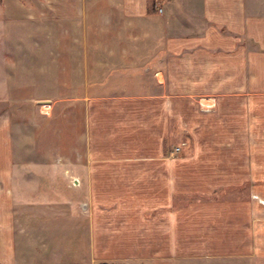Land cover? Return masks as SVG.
<instances>
[{"label": "crops", "instance_id": "0c3cea01", "mask_svg": "<svg viewBox=\"0 0 264 264\" xmlns=\"http://www.w3.org/2000/svg\"><path fill=\"white\" fill-rule=\"evenodd\" d=\"M157 2L0 0V21H46L49 31L60 23L63 37L75 27L79 38L86 37L85 26L75 23L93 22L94 36L109 39L108 46L97 41L94 52L110 60L95 63L89 75L81 65L80 84L104 86L103 79L119 74L140 76L147 80L143 85L158 88L77 98L85 102L84 134L95 157H113L131 141L142 142L143 135L155 142L166 128L158 118L171 114L180 130L192 134L195 155L204 143L210 150L218 145L215 150L226 151L224 173L241 167L244 179L264 182V0H162L161 13ZM11 133L1 118L0 264L264 263V193L257 187L243 199L216 193H82L87 203L81 205L79 228L86 254L76 260L65 257L63 240H43L54 220L58 230H69L71 208L48 204L54 193H33L45 204H33V238L22 237L23 211L11 186L20 177ZM165 147L162 136L152 148L165 154Z\"/></svg>", "mask_w": 264, "mask_h": 264}, {"label": "rangeland", "instance_id": "374dc122", "mask_svg": "<svg viewBox=\"0 0 264 264\" xmlns=\"http://www.w3.org/2000/svg\"><path fill=\"white\" fill-rule=\"evenodd\" d=\"M47 24L0 21V119L11 126L15 170L20 176L11 186L23 211L22 237L33 238V204H45L33 193H54L48 204L71 208L69 230L60 228L57 233L59 222L54 220V227L49 225V234L43 237L55 243L63 240L70 260L86 254L81 244L85 235L79 228L83 227L79 217L85 215L81 205L87 203L82 193H216L230 199L247 198L255 187L264 193V182L244 179L241 167H230L235 171L230 176L224 173L227 167L221 164V155L226 151L215 150L218 145L211 144L210 150L204 143L195 155L192 134L180 130L171 114L158 118L166 128L159 129L155 142L143 135L142 142L131 141L127 150L113 157L91 154L84 134L85 102L78 97L97 92L142 94L159 92L158 88L143 85L147 80L140 76L126 79L119 74L103 79L104 86L80 84L81 65L89 75L95 63L110 60L107 54L94 52L97 41L108 46L109 39H97L95 23L89 21L75 23L84 24L85 38L77 36L79 28L73 27L72 34L63 37L67 32L60 23H54L52 31ZM51 48L54 52L48 53ZM162 136L165 154H157ZM176 146L179 151H174Z\"/></svg>", "mask_w": 264, "mask_h": 264}, {"label": "built area", "instance_id": "2783aa9c", "mask_svg": "<svg viewBox=\"0 0 264 264\" xmlns=\"http://www.w3.org/2000/svg\"><path fill=\"white\" fill-rule=\"evenodd\" d=\"M161 1H162V0H158V2H157L156 5H155V6H156L155 8L157 9V11H158L159 13H161L162 10H163L162 7H161V4H160ZM178 150H179V147H175L174 151H178Z\"/></svg>", "mask_w": 264, "mask_h": 264}]
</instances>
